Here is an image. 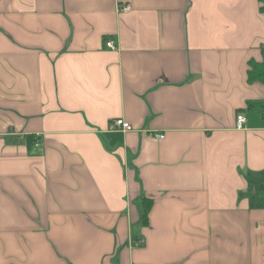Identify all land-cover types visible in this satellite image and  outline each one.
<instances>
[{"label": "crops", "instance_id": "crops-1", "mask_svg": "<svg viewBox=\"0 0 264 264\" xmlns=\"http://www.w3.org/2000/svg\"><path fill=\"white\" fill-rule=\"evenodd\" d=\"M263 54L259 0H0V264H264Z\"/></svg>", "mask_w": 264, "mask_h": 264}, {"label": "trees", "instance_id": "trees-1", "mask_svg": "<svg viewBox=\"0 0 264 264\" xmlns=\"http://www.w3.org/2000/svg\"><path fill=\"white\" fill-rule=\"evenodd\" d=\"M263 6H264V0H259ZM248 80L249 81H259L264 85V54H263V60L260 64H251V70L248 72ZM249 107H257L264 115V102L258 103V104H248ZM30 141L29 143H32L31 138L28 139ZM255 196L258 199H264V187H257L255 189ZM150 207V204L145 203L142 206V217H141V223H144L146 220V215L148 212V209Z\"/></svg>", "mask_w": 264, "mask_h": 264}, {"label": "built area", "instance_id": "built-area-1", "mask_svg": "<svg viewBox=\"0 0 264 264\" xmlns=\"http://www.w3.org/2000/svg\"><path fill=\"white\" fill-rule=\"evenodd\" d=\"M119 11L121 12H128L130 11V6L128 5H125L124 7L122 8H119ZM114 42L112 40L110 41H107L105 43L106 47L108 48H114ZM235 127L237 129H243L244 126H245V117L244 115L242 114H237L236 117H235ZM131 130V126L125 122L124 120L122 119H116L112 122H110V124L108 125V131L109 132H127V131H130ZM154 138H157V139H162L163 138V135H160V134H156L154 135Z\"/></svg>", "mask_w": 264, "mask_h": 264}, {"label": "rangeland", "instance_id": "rangeland-1", "mask_svg": "<svg viewBox=\"0 0 264 264\" xmlns=\"http://www.w3.org/2000/svg\"><path fill=\"white\" fill-rule=\"evenodd\" d=\"M261 187H264V184L263 185H260ZM260 186H255V187H252L251 186V190L253 191V194H255V189L257 188V187H260Z\"/></svg>", "mask_w": 264, "mask_h": 264}]
</instances>
